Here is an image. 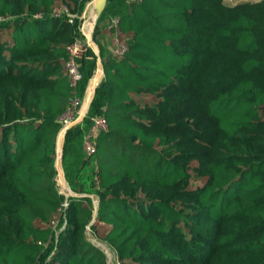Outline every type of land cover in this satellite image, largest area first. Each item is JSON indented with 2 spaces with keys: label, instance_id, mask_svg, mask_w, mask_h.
Returning a JSON list of instances; mask_svg holds the SVG:
<instances>
[{
  "label": "trees",
  "instance_id": "1",
  "mask_svg": "<svg viewBox=\"0 0 264 264\" xmlns=\"http://www.w3.org/2000/svg\"><path fill=\"white\" fill-rule=\"evenodd\" d=\"M86 1L0 0V264H109L92 237L119 264H264V0H107L104 76L65 134L67 196L60 116L97 67L88 46L76 85L67 73ZM112 15L120 56L99 38Z\"/></svg>",
  "mask_w": 264,
  "mask_h": 264
},
{
  "label": "built area",
  "instance_id": "2",
  "mask_svg": "<svg viewBox=\"0 0 264 264\" xmlns=\"http://www.w3.org/2000/svg\"><path fill=\"white\" fill-rule=\"evenodd\" d=\"M135 1H141V0H135ZM68 14L69 21H73L77 15L70 12V10L65 5H60L59 7H56L55 9V15H65ZM120 21V17L117 15H112L110 17V21H108L106 24L108 26H105L107 30L112 31V36L114 35V47L116 48L114 50V55L120 56L124 53L126 49V45L121 42L118 38V32H117V25ZM85 46L84 42L75 41L71 43L68 47L69 49V58L66 63L67 67V73L73 83V85H76L78 81L82 78V72L80 69V63H79V56L82 54V51ZM82 48V49H81ZM80 97L79 95H76V97L71 101V104L68 106L67 110L60 116V120L66 124L74 121L77 119V114L79 111L80 104ZM76 121V120H75ZM108 128V120L105 115L99 114L92 117V123L89 128V131L84 136V149L89 155H94L97 151V143H96V136L99 132H101L103 129ZM68 205V202L66 200L63 203V207L66 208ZM61 222V219L59 218L58 214H54L52 217V223L54 227H57L59 223Z\"/></svg>",
  "mask_w": 264,
  "mask_h": 264
},
{
  "label": "rangeland",
  "instance_id": "3",
  "mask_svg": "<svg viewBox=\"0 0 264 264\" xmlns=\"http://www.w3.org/2000/svg\"><path fill=\"white\" fill-rule=\"evenodd\" d=\"M96 2H97V0H87L85 2V4H84L83 12L81 14H79L78 18H79V20L81 22V32L83 34V40L82 41H84V43H85V46L82 47V48H84L82 53L84 51H86L89 47L94 49V51L97 54V67L95 69L94 75L89 80V83H88V86L86 88L84 97L82 99L81 106L79 107V111H78V114L76 116L77 119H75L76 121L74 120V121H72L70 123L64 124L63 129L64 128H68V127L72 126L74 123L81 122L83 120L84 116L87 113L89 105H90L89 97L91 96V93L93 92V85L96 83L97 79H100L101 76H104V70H102L103 61H102V58H101V55H100V47H99L98 43L94 40V33H95V29H96V24L93 25V27H92V23H94L93 19H95L96 14H97ZM65 16H69V15L65 14ZM104 26H108V24H105ZM100 35H102V34H100ZM108 36H109V39L112 42L111 53L113 54L114 50L116 49L114 47V45H115L114 44L115 43L114 42V35L113 36L108 35ZM100 82H101V80H100ZM100 82L98 83V85L100 84ZM98 85H97V87H98ZM57 185L60 188V190L62 192H64L65 195L68 196V191H66L65 185L63 183V180L61 179L59 174L57 175ZM94 198H95V201H96L97 197L94 196ZM65 200H66V202H68L67 198ZM64 222L65 221L60 222L59 225L56 227L57 234L64 227ZM92 239L96 243H98V245L105 251L109 264H119V261L117 260V256H116V253H115L114 249L107 242L98 240L95 237H92Z\"/></svg>",
  "mask_w": 264,
  "mask_h": 264
},
{
  "label": "water",
  "instance_id": "4",
  "mask_svg": "<svg viewBox=\"0 0 264 264\" xmlns=\"http://www.w3.org/2000/svg\"><path fill=\"white\" fill-rule=\"evenodd\" d=\"M107 0H97L96 2V7H97V14L94 20L93 25H95L97 23L98 17L100 16L101 12L103 11L105 5H106ZM110 55H112V53H110ZM102 70H104V66L102 63ZM103 76H101L102 78ZM100 79H97L96 83L93 85V92L91 93V96L89 97V103H91L92 99L94 98L96 89H97V85L100 82ZM75 124V123H74ZM69 128V127H68ZM68 128H64L58 137V162H57V166H58V170H59V176L61 177V179L63 180V183L65 185V189L66 191H68V195L74 193L70 187V185L68 184L66 178H65V173H64V169H63V165H62V156H63V145H64V140H65V134ZM98 199L95 201V206H96V210L98 207Z\"/></svg>",
  "mask_w": 264,
  "mask_h": 264
},
{
  "label": "crops",
  "instance_id": "5",
  "mask_svg": "<svg viewBox=\"0 0 264 264\" xmlns=\"http://www.w3.org/2000/svg\"><path fill=\"white\" fill-rule=\"evenodd\" d=\"M251 1H256V0H251ZM102 35H99V38L101 40V42L103 43L105 49L111 53V50H112V42L111 40L109 39V36L110 34L108 33H101ZM114 45V44H113ZM90 95V94H89ZM84 97V96H83Z\"/></svg>",
  "mask_w": 264,
  "mask_h": 264
}]
</instances>
